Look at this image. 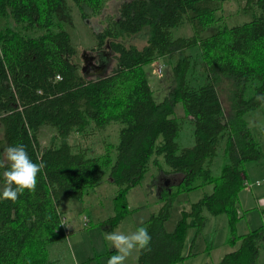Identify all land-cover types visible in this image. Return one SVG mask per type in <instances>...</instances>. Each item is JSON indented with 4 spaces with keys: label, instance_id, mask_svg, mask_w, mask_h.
Returning <instances> with one entry per match:
<instances>
[{
    "label": "trees",
    "instance_id": "1",
    "mask_svg": "<svg viewBox=\"0 0 264 264\" xmlns=\"http://www.w3.org/2000/svg\"><path fill=\"white\" fill-rule=\"evenodd\" d=\"M224 1L122 0L116 15H107L92 33V49L103 64L110 53L112 67L88 76L69 30L71 10L74 5L82 19L97 16L107 0H0V152L23 144L33 162L45 164L34 192L0 201V264L49 262L47 244L65 235L62 197L81 200L103 179L117 187L116 213L109 218V228L115 227L142 207L130 209L126 194L151 167L180 178L160 192L157 212L137 225L147 228L151 251L137 254L136 264H175L189 256L191 251L182 253L187 230L201 229L205 211L225 214L231 233L233 248L217 264H257L264 225L241 234H234V225L245 163L262 156L245 114L260 106L254 97L264 93V0H245L240 12L249 19L231 24L218 14ZM184 23L191 33L174 36L172 29ZM144 29L142 46L122 41ZM159 57L168 59L172 81L155 101L144 65ZM223 79L230 82L227 113L217 88ZM178 102L182 115L175 114ZM110 122L121 124L118 141L104 140L99 154L68 140L71 133L86 137ZM184 123L191 126L190 146L178 141ZM44 127L54 133L42 145ZM218 154L222 162L214 174ZM206 185L211 190L182 209L167 230L175 196Z\"/></svg>",
    "mask_w": 264,
    "mask_h": 264
},
{
    "label": "rangeland",
    "instance_id": "2",
    "mask_svg": "<svg viewBox=\"0 0 264 264\" xmlns=\"http://www.w3.org/2000/svg\"><path fill=\"white\" fill-rule=\"evenodd\" d=\"M121 1L107 0L99 15L89 16L86 19H82L76 7L72 6L73 25L69 30L78 51L80 65L83 64L82 54L85 56L93 55L95 62L101 56L98 53L99 51L92 49L95 43L92 33L102 28L107 15H116L117 7ZM244 2L245 0L224 1L218 14L222 15L224 21L230 24L245 20L248 15L240 12ZM172 33L174 36L189 35L191 27L184 23L179 27L173 28ZM145 37L146 29L138 34L125 37L122 41L125 44H135L140 47L145 43ZM193 51L196 52H193L192 55L199 60L198 51ZM105 58L106 62L102 64L105 65L104 71L109 70L113 64L110 53L106 54ZM159 64L162 66L161 70H158ZM144 69L154 100H162L167 94L172 81V69L168 59L166 57L156 58L144 65ZM194 71L201 76L198 63L195 64ZM217 88L225 113H227L230 111V82L227 79H223ZM175 114H183L180 102L175 105ZM245 118L262 151V156L257 161L245 163V180H262L264 179V104H260L254 110L247 112ZM120 126L121 124L118 122H110L104 129L86 137L71 133L68 140L72 145L78 144L83 148L87 147L88 154H99L103 151L104 140L112 143L118 141ZM190 127L184 123L180 131L178 141L183 146L193 144ZM53 133V129L44 127L40 132V143L42 145L47 144ZM1 137L2 130L0 128ZM111 156L112 159L115 158V150H112ZM221 162L222 157L218 154L212 165L214 174L219 172ZM160 164H162L163 168H166V164L163 162ZM156 170V167H151L143 175L141 181L126 194L127 205L130 209L138 206L142 207L128 213L111 229L109 228L111 224L109 218L116 213L114 195L117 191V187L113 183L103 179L94 188L89 189L81 200L62 197L61 208L65 217V235L47 244L46 256L50 261L43 264H107V259L110 255L115 254V249L104 239L105 233L117 229L125 233L134 231L137 225L143 222L150 213L157 212L158 207L161 205L160 192L164 188L174 187L180 178L179 174H174L167 178L165 173ZM210 190L211 185H206L187 192H179L169 207V215L164 224L165 228L172 230L181 215L182 209H189L190 204L199 199L204 191L209 192ZM259 198L264 200V183L252 187L244 185L240 189L238 193V212L240 216L235 222L234 234H241L259 225H264V206L259 207L257 205L256 199ZM204 215L206 216L205 222L199 231L194 227H189L187 230L182 253L186 255L191 251V254L175 264H204V258L208 260L207 264H217L221 256L233 248L231 242H227L231 233L227 229L226 215L210 214L206 211ZM104 220H106V224L102 225ZM136 257L137 253H134L125 261V264H136ZM257 264H264V245L259 250Z\"/></svg>",
    "mask_w": 264,
    "mask_h": 264
},
{
    "label": "clouds",
    "instance_id": "3",
    "mask_svg": "<svg viewBox=\"0 0 264 264\" xmlns=\"http://www.w3.org/2000/svg\"><path fill=\"white\" fill-rule=\"evenodd\" d=\"M254 99L264 104V93L257 94ZM44 167L43 161L33 162L23 144L6 146L0 152V179L3 181L0 185V201L15 202L25 191L34 192L38 175ZM104 239L115 249V254L109 256L107 264H125L134 253L151 251V236L144 226L129 233L119 229L106 232Z\"/></svg>",
    "mask_w": 264,
    "mask_h": 264
},
{
    "label": "bare ground",
    "instance_id": "4",
    "mask_svg": "<svg viewBox=\"0 0 264 264\" xmlns=\"http://www.w3.org/2000/svg\"><path fill=\"white\" fill-rule=\"evenodd\" d=\"M82 57H83V64L81 65V71L83 73H85L86 75L90 76V75H97L99 73H101V71L104 69V65L102 64H95L92 59L94 58L93 55L91 56H85L84 54H82ZM86 64V67L84 70H82V67ZM90 65H93V67L98 68L99 70H94L93 68H90ZM158 70H160V65H159V68ZM264 183V179L262 180H255V181H246L244 182L245 185L247 186H255V185H260ZM257 200V205L259 207H263L264 206V200L262 198H259V199H256ZM62 222L64 223L65 222V219L62 218Z\"/></svg>",
    "mask_w": 264,
    "mask_h": 264
},
{
    "label": "flooded vegetation",
    "instance_id": "5",
    "mask_svg": "<svg viewBox=\"0 0 264 264\" xmlns=\"http://www.w3.org/2000/svg\"><path fill=\"white\" fill-rule=\"evenodd\" d=\"M95 60V57L92 59V61L94 62V63H100V64H103V60H101V58H97L96 59V62L94 61ZM90 68H93L94 70H99L98 68H96L95 69V67H93V65H90Z\"/></svg>",
    "mask_w": 264,
    "mask_h": 264
},
{
    "label": "crops",
    "instance_id": "6",
    "mask_svg": "<svg viewBox=\"0 0 264 264\" xmlns=\"http://www.w3.org/2000/svg\"><path fill=\"white\" fill-rule=\"evenodd\" d=\"M163 172V171H162ZM164 173V172H163ZM165 175H166V177L168 178V176H169V178H170V176L171 175H174V173L173 174H169V173H165ZM204 264H207L208 263V260H205V258H204Z\"/></svg>",
    "mask_w": 264,
    "mask_h": 264
},
{
    "label": "water",
    "instance_id": "7",
    "mask_svg": "<svg viewBox=\"0 0 264 264\" xmlns=\"http://www.w3.org/2000/svg\"><path fill=\"white\" fill-rule=\"evenodd\" d=\"M85 67H86V64L82 67V70H84L85 69Z\"/></svg>",
    "mask_w": 264,
    "mask_h": 264
}]
</instances>
